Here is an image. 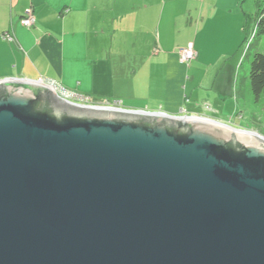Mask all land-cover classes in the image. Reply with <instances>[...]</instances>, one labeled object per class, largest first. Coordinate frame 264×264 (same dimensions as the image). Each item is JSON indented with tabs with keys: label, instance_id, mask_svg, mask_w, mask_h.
<instances>
[{
	"label": "water",
	"instance_id": "obj_1",
	"mask_svg": "<svg viewBox=\"0 0 264 264\" xmlns=\"http://www.w3.org/2000/svg\"><path fill=\"white\" fill-rule=\"evenodd\" d=\"M202 120L0 80V264H264V138Z\"/></svg>",
	"mask_w": 264,
	"mask_h": 264
},
{
	"label": "crops",
	"instance_id": "obj_2",
	"mask_svg": "<svg viewBox=\"0 0 264 264\" xmlns=\"http://www.w3.org/2000/svg\"><path fill=\"white\" fill-rule=\"evenodd\" d=\"M240 1L0 0V80L43 78L94 100L158 105L171 115L182 110L224 115L236 108L231 87L222 78L209 88L195 87L205 92L199 94L203 104L191 103L196 93L187 94L186 64L178 52L192 43L196 57L188 68L199 66L224 21L233 23L237 40L245 29ZM29 14L35 21L26 28L20 19Z\"/></svg>",
	"mask_w": 264,
	"mask_h": 264
},
{
	"label": "rangeland",
	"instance_id": "obj_3",
	"mask_svg": "<svg viewBox=\"0 0 264 264\" xmlns=\"http://www.w3.org/2000/svg\"><path fill=\"white\" fill-rule=\"evenodd\" d=\"M240 4L246 14L245 16L242 15L243 19L241 22V28L244 29L245 27L250 38L252 35L251 31L254 26L253 20L258 13L259 5L264 6V0H241ZM229 21H224L225 24L222 25L223 27L217 31L214 36L215 40L210 42V49L204 55L203 59L199 63V66L196 65V67L192 70L188 68L189 65H192L191 63L185 65L186 71L184 74V84L186 85L185 87L188 95L193 92L196 93V96L191 98V103L201 106L203 102L200 100L199 94L202 92H200L199 89H195V87L205 89L211 87L215 80L216 84H219L222 81L221 84L229 85V87H231V99L233 107L236 108L225 112L224 115L216 113L213 110L209 112L199 111L196 113L190 110L186 111L188 115L196 114L207 117L216 122L221 121L219 123L226 124L231 128L253 132L264 138V93L258 100H256L251 92L248 79L249 65L253 54L257 52L264 54V36L253 42V45L246 49V43H243V41L246 39L247 33L243 32L242 29H239V35L236 40L233 23ZM188 34L190 39L193 40L194 30ZM183 35L185 36V34H183L180 30L179 36ZM223 55L226 56L222 57ZM218 61L219 64H217ZM215 64L217 65L214 66ZM94 102L102 103L104 101L94 100ZM208 104H212V101L208 100ZM121 106L134 110L144 109L147 111L156 110L162 112L161 109H163V111H166L158 105L153 107L148 106V108H145L144 105L142 106L140 103H136L135 105L122 104ZM213 108L217 109L218 106H213Z\"/></svg>",
	"mask_w": 264,
	"mask_h": 264
},
{
	"label": "built area",
	"instance_id": "obj_4",
	"mask_svg": "<svg viewBox=\"0 0 264 264\" xmlns=\"http://www.w3.org/2000/svg\"><path fill=\"white\" fill-rule=\"evenodd\" d=\"M34 17L29 14L26 17H23L20 19V24L23 27L30 28L34 24ZM6 41L12 42L13 37L9 33H4L2 36ZM179 59L182 63L189 64L192 62L195 57L196 53L194 50V46L192 43H188L184 48L180 49L179 52ZM35 84L45 86L52 90L54 93V96L61 102L70 104L73 106L77 107H85V108H104V109H119V110H133V109H126L121 106L119 102H109V101H104L102 103H96L94 102L93 99L86 97V96H81L71 90H67L63 88L59 83L51 81V80H46L43 78H38L33 81ZM205 109L210 110L208 105L205 106ZM144 112H151V113H164L161 111H147V110H140ZM167 114V113H166ZM173 117H191V118H197V119H203V120H209L213 121L207 117L199 116V115H188V113L185 110H182L180 114L178 115H171Z\"/></svg>",
	"mask_w": 264,
	"mask_h": 264
},
{
	"label": "trees",
	"instance_id": "obj_5",
	"mask_svg": "<svg viewBox=\"0 0 264 264\" xmlns=\"http://www.w3.org/2000/svg\"><path fill=\"white\" fill-rule=\"evenodd\" d=\"M259 4V3H258ZM261 8V9H260ZM253 29L251 31L252 35L249 38V34L244 29V32L247 33L246 39L243 43H246V46L250 48L253 45V42L259 40L264 36V6L258 7V13L253 20ZM249 85L251 92L256 100L264 93V54L255 53L253 54L252 60L249 65Z\"/></svg>",
	"mask_w": 264,
	"mask_h": 264
},
{
	"label": "bare ground",
	"instance_id": "obj_6",
	"mask_svg": "<svg viewBox=\"0 0 264 264\" xmlns=\"http://www.w3.org/2000/svg\"><path fill=\"white\" fill-rule=\"evenodd\" d=\"M202 121H206V122H210V123H213V124H217V125H220V126H222L221 124L214 123V122H212V121H207V120H202ZM223 127H225V126H223ZM225 128H227V127H225ZM227 129H229V128H227ZM229 130H231V129H229ZM231 131H232V130H231ZM236 133L245 134V135H249V136H252V137H253V135H252V134H254V133H249V134H246V133H241V132H236ZM254 135H255V134H254Z\"/></svg>",
	"mask_w": 264,
	"mask_h": 264
}]
</instances>
